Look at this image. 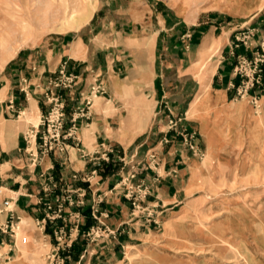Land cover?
Listing matches in <instances>:
<instances>
[{
  "label": "crops",
  "instance_id": "crops-1",
  "mask_svg": "<svg viewBox=\"0 0 264 264\" xmlns=\"http://www.w3.org/2000/svg\"><path fill=\"white\" fill-rule=\"evenodd\" d=\"M143 6L142 19L148 20L142 24L140 19L116 21L108 34L99 22L86 25L77 34H63L38 54L21 50L4 65L0 76V207L13 199V216L35 220L42 215L38 196L46 170L52 167L48 173L65 182L72 173L82 176L97 168L91 184L82 180L71 184L87 188V204L77 209L82 212L83 228L89 227L96 223L89 203L97 196L103 198L100 209L108 213L106 222L115 233L89 255L76 241L72 258L78 261L84 256V264H124L126 259L129 264H143L158 254L153 250L155 242L165 244V239L158 240L163 233L158 226L132 216L129 202L116 187L131 166L146 167L154 155L158 165L141 167L135 180L151 183L152 194L146 203L158 212H167L170 218L164 224L171 227L187 213L200 210L191 201L199 200L204 168L208 163L225 161L218 149L224 146L218 135L251 116L245 100L237 97L235 85L240 80L232 68L235 54L251 57L253 49L241 45L233 54L231 43L245 25L255 27L256 41L264 38V12L258 10L247 20L234 22L229 14L210 11L201 21L190 22L161 0L146 1ZM120 28H130L135 46L142 43L140 36L149 39L146 55L135 59L118 49L112 35L117 37ZM62 64L66 73L77 77L74 87L65 92V131L91 85L101 84L104 92L91 97L88 117L76 119V138L67 140L68 150L51 152L33 164L28 151L36 153L40 120L48 108L44 92ZM250 93L255 90L250 89ZM135 97L147 103V109L137 117L131 114ZM200 102L207 112L199 110ZM171 117L179 119V130L195 131L194 144L211 154L200 159L192 153L183 137L169 129ZM30 131L35 134L31 136ZM105 150L108 161L93 165L90 157ZM2 216L7 218L9 212ZM140 245L142 252H131L130 258L124 255L123 247ZM3 256L0 252V264ZM27 263L24 259L18 264Z\"/></svg>",
  "mask_w": 264,
  "mask_h": 264
},
{
  "label": "rangeland",
  "instance_id": "rangeland-1",
  "mask_svg": "<svg viewBox=\"0 0 264 264\" xmlns=\"http://www.w3.org/2000/svg\"><path fill=\"white\" fill-rule=\"evenodd\" d=\"M13 1L21 3L22 6L30 4L31 11L28 13L23 8L21 17L25 21L20 22L22 27L15 29L12 16L7 10L0 8V60L14 52L3 64L0 62V76L4 65L21 50L38 54L63 34H77L86 25L90 26L99 22L104 32L108 34L117 25L116 21L123 23L129 19H140L142 24L148 20L142 19L140 13L143 12V4L153 0H79L80 4L76 5L78 7L73 13L58 15V18H55L58 11L55 0L51 4L47 0H0V2ZM161 1L190 22L201 21L210 11L229 14L234 22L247 20L258 10L264 12V0ZM90 9L92 10L90 18L75 29L76 20L84 14V11L87 14L90 13ZM256 32L255 27L249 25L240 28L231 43L234 53L235 48L243 45L247 50L253 49L251 57L257 49L261 54L264 38L257 42ZM117 33V37L116 34L112 35V42L119 45L118 49L129 53L135 59H141L147 47H150L149 39L143 36H140L142 42L140 46H135L130 28H120ZM238 40L241 41L239 46L232 48L234 42ZM243 41H246L250 47L247 48ZM214 49L215 52H219L218 46ZM236 63L237 57L232 74ZM62 65L63 67L58 68L57 76L52 84L44 92L48 108L40 120L41 129L36 153L32 149L28 151L30 162L33 164L51 152L62 153L68 150L67 140L76 138L77 126L74 124L76 119L88 117L92 104L91 97L104 92L101 84H92L84 102L73 112L72 125L65 131L67 116L65 92L74 87L77 77L73 73H66L65 65ZM70 74L75 77H72L69 86L63 88L59 81L62 78H68ZM235 77L240 78L238 75ZM262 87L256 84L251 88L255 90V93L251 94L249 89L246 95H237L239 99L245 100L251 116L245 120V123L230 125L222 132V135H218L221 138L220 143L224 144L218 149L225 156V161L206 165L204 177L200 178V192L197 194L199 200L191 201L197 203L200 210L187 213L188 216L185 215L183 221L167 227L164 224L170 218L166 215L167 212H158L156 207L146 203L152 194L151 183L144 179L135 180L141 167L149 168L152 164L158 165L154 155H151V160L146 163V167L135 164L128 172L121 175L116 187L129 202L132 216L142 219L146 225L158 226L163 232L158 240L165 239V244L161 241L155 242L153 250L159 255L151 256L147 259L148 262L142 261L143 264H264V98L262 100L264 89ZM52 92L63 98L64 121L59 141L54 142V147L52 146L51 149L45 150L40 133L44 130L42 120L55 104ZM204 106L203 102L197 105L200 111L207 112ZM145 109H147V103L140 97H135L132 108V111L136 112L135 117ZM192 153L198 154L200 159L211 154L199 149L192 150ZM99 155L90 157L93 165L98 166L103 161H107L106 150ZM51 169L52 167L48 170ZM48 170L43 175L42 193L38 196V204L42 212L40 217L35 220L10 216V214L7 218L0 217L2 238L0 252L4 254L1 264H18L24 259L28 260L27 264H84V256H80L78 261L72 258L74 243L80 241L82 251H86L89 255L92 249L97 250L98 246L105 243L103 239L115 233L106 222L108 213L100 209L103 198L99 196L91 199L89 203L91 216L96 223L86 228L82 226L84 219L79 209L87 204V188L74 187L71 184L76 180L91 184V176L97 173V168L92 169L90 174L82 176L72 173L69 181L65 182L57 180L52 173H48ZM4 212L6 211H0V214ZM190 240L192 242H189ZM122 249L127 252V255H124L129 258L131 252L143 251L142 245L134 249L125 246ZM139 256L141 258L143 255L139 253ZM136 261L141 262V259ZM129 262L130 260L126 259L123 263L129 264Z\"/></svg>",
  "mask_w": 264,
  "mask_h": 264
},
{
  "label": "built area",
  "instance_id": "built-area-1",
  "mask_svg": "<svg viewBox=\"0 0 264 264\" xmlns=\"http://www.w3.org/2000/svg\"><path fill=\"white\" fill-rule=\"evenodd\" d=\"M239 39V38H238ZM242 40V39H241ZM239 41L234 42L233 47L239 46ZM241 42V41H240ZM244 45L249 48V44L246 41H243ZM264 45V44H262ZM262 53L260 54L259 49L254 52V56L246 57L245 55L238 54L237 63L234 67L233 74L235 76H239V83L236 85L237 95L244 96L247 94L249 89L254 87V85L259 84L262 85L264 89V48L261 46ZM232 53L234 54V48L232 49ZM73 75H68V78L60 79V83H62V87L69 86L70 82L72 81ZM53 94V92L51 93ZM54 95V94H53ZM56 95V96H55ZM55 95L52 99L55 101L53 107H51L49 114L42 120L44 124V130L40 133V138L44 141V146L46 147L45 150L51 149L54 142L57 143L59 138L61 137V130L63 125L64 119V112H63V98L60 95ZM179 119L170 118L168 120V127L169 129H174L176 132L182 135L184 143L193 151H196L198 148L194 144L193 139L195 138V131H187L186 129L179 130L178 127ZM33 132V131H32ZM30 131V135H34L35 132L32 133ZM30 136V137H31ZM27 142H29V137H26ZM48 143V144H47ZM54 147V146H53ZM108 161V158H107ZM76 178V175H74ZM79 190V189H76ZM13 199L5 200L3 202V206L0 207V211H8L10 216L12 214V202ZM83 202V201H82ZM97 210V209H96Z\"/></svg>",
  "mask_w": 264,
  "mask_h": 264
},
{
  "label": "bare ground",
  "instance_id": "bare-ground-1",
  "mask_svg": "<svg viewBox=\"0 0 264 264\" xmlns=\"http://www.w3.org/2000/svg\"><path fill=\"white\" fill-rule=\"evenodd\" d=\"M50 4L53 2V0H47ZM54 2H56V6L58 8V11H56L57 13L55 14V18H58V15H68L69 12L75 11L77 9L78 6L80 4L79 0H55ZM84 7V5H83ZM0 8H4L5 10H7L9 12V14L12 16L13 18V22L15 25V29H19L21 26L20 22L25 21V19H23L21 16L23 14V8H25V11H27L28 13L31 11V7L30 4L26 5V6H22L21 3L13 1V2H0ZM93 8V5H92ZM68 9V11H67ZM53 10H55L53 8ZM52 11V10H51ZM86 11V9H85ZM76 20V24H75V29L80 27V25L85 21L88 20L90 18V15L92 13V10L90 9V13H85ZM3 29V28H2ZM13 53L8 54L5 58H2L0 60V62L3 64L9 57H11ZM133 113H131L134 116H136V112L132 111ZM128 118V117H127ZM134 121V120H133Z\"/></svg>",
  "mask_w": 264,
  "mask_h": 264
}]
</instances>
